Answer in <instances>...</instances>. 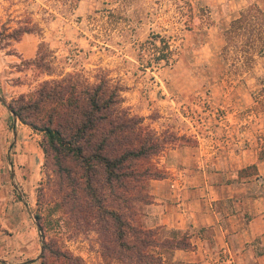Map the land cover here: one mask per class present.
Returning <instances> with one entry per match:
<instances>
[{
    "label": "rangeland",
    "instance_id": "374dc122",
    "mask_svg": "<svg viewBox=\"0 0 264 264\" xmlns=\"http://www.w3.org/2000/svg\"><path fill=\"white\" fill-rule=\"evenodd\" d=\"M261 3L0 0V264H40L42 238H56L86 264H122L103 257L98 233L70 210L71 188L41 148L42 134L7 107L67 73L93 82L105 72L121 85L125 110L160 135L188 140L176 144L210 141L227 196L240 193L249 218L263 214L264 25L255 22V34L226 38L232 21ZM257 157V170L240 173ZM145 210L143 204L146 226ZM41 223L55 228L46 232ZM157 228L168 239L190 234ZM162 251L171 258L172 250Z\"/></svg>",
    "mask_w": 264,
    "mask_h": 264
},
{
    "label": "trees",
    "instance_id": "16d2710c",
    "mask_svg": "<svg viewBox=\"0 0 264 264\" xmlns=\"http://www.w3.org/2000/svg\"><path fill=\"white\" fill-rule=\"evenodd\" d=\"M255 22L264 25V10L257 4L232 21L227 42H231L228 34L237 38L255 34ZM82 76L67 73L45 80L13 99L10 106L22 123L42 134L41 148L71 188L70 210L98 233L104 258L122 264H183L169 261L162 250L191 249V235L163 238L158 228L144 225L140 211L152 202L151 180L167 175L154 158L187 138L160 135L144 124L143 117L125 110L121 85L111 84L105 72L95 75L93 82ZM252 169L257 170V165L240 173L250 175ZM36 216L42 219L39 213ZM54 228L41 223L46 232ZM39 260L40 264H86L56 238L44 239Z\"/></svg>",
    "mask_w": 264,
    "mask_h": 264
},
{
    "label": "crops",
    "instance_id": "0c3cea01",
    "mask_svg": "<svg viewBox=\"0 0 264 264\" xmlns=\"http://www.w3.org/2000/svg\"><path fill=\"white\" fill-rule=\"evenodd\" d=\"M209 144L200 138L196 146L173 144L160 154L167 175L151 181L144 222L191 234L193 247L172 250L169 261L264 264V213L249 218L241 194L227 196L222 165ZM252 163L259 165L258 157Z\"/></svg>",
    "mask_w": 264,
    "mask_h": 264
},
{
    "label": "water",
    "instance_id": "95a60500",
    "mask_svg": "<svg viewBox=\"0 0 264 264\" xmlns=\"http://www.w3.org/2000/svg\"><path fill=\"white\" fill-rule=\"evenodd\" d=\"M2 100L5 102V100H4L3 98H2ZM7 107H8V108L10 109V111L13 113V115H14V117H15V120H16V119H17V116H16L15 112L13 111L12 107L10 106V104H7ZM14 136H15V139H16V137H17V131H16L15 126H14ZM37 226H38V228L40 229V225H39L38 222H37ZM43 251H44V239L42 238L41 251H40L39 256L42 254ZM39 256H38V258H39Z\"/></svg>",
    "mask_w": 264,
    "mask_h": 264
}]
</instances>
